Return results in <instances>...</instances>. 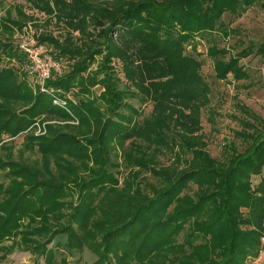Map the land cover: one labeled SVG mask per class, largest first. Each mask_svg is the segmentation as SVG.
I'll return each instance as SVG.
<instances>
[{
    "label": "trees",
    "instance_id": "obj_1",
    "mask_svg": "<svg viewBox=\"0 0 264 264\" xmlns=\"http://www.w3.org/2000/svg\"><path fill=\"white\" fill-rule=\"evenodd\" d=\"M25 1L69 31L64 42L48 36L40 40L49 41L56 59L72 64L66 73L63 67L53 72L42 89L29 70L27 55L0 38V140L4 135L27 134L26 147L36 146L48 161L43 172L40 165L16 161L10 152L7 161L0 158V170L6 171L10 181L7 187L0 184V251L5 255L21 245L44 256L47 264H55L57 254L77 255L86 247L96 256L92 264H248L258 259L264 251V141L240 133L242 140L252 139V144L243 153L235 152L228 166L211 158L200 142L193 145L191 140L196 138L191 137L202 130L201 110L211 102L212 90L202 75V63L186 52L185 43L193 33L216 30L226 12L260 0ZM13 25L19 23L0 19V33H12ZM99 43L101 47L96 46ZM100 52L121 65L133 89L114 86L116 79L110 72L101 96L106 104L112 103L105 118L104 109L88 97L95 78L81 77L87 62ZM217 53L213 50L210 55ZM7 58H16L25 67L28 78L34 79V89L26 74L22 78L18 69L1 66ZM240 61H214L215 78L247 79ZM132 93V98L153 105L149 125L136 119L140 114L134 106L125 104L131 108L130 116L119 111L122 98ZM62 100L68 101L71 113L61 106ZM243 111L248 114L247 109ZM74 117L89 127L90 136L73 125L58 129L48 124V136L31 132L39 121L64 122ZM164 126L189 140L182 148L183 155L191 158L180 170L164 169L156 159L150 166L140 161L156 178L150 193L137 186L118 195L115 204L113 188H106L109 172L90 178L77 172L89 162L109 166L112 141L123 145L144 137L155 142L154 133ZM59 152L78 162L70 166L72 175L63 167L50 166V158ZM252 176L262 177L255 187ZM192 184L199 193L191 197L186 192ZM72 195H77V201L66 200ZM64 220L67 224L62 225ZM10 239L14 244L3 246ZM62 264L68 262L63 259Z\"/></svg>",
    "mask_w": 264,
    "mask_h": 264
},
{
    "label": "rangeland",
    "instance_id": "obj_2",
    "mask_svg": "<svg viewBox=\"0 0 264 264\" xmlns=\"http://www.w3.org/2000/svg\"><path fill=\"white\" fill-rule=\"evenodd\" d=\"M97 1L103 2L105 0ZM0 19L19 23V25H13L12 33H0V38L9 40L19 50L20 54L27 55L24 48L34 45L43 46L45 51L51 54L53 52L48 43L49 41L42 42L40 39L48 36L64 42L69 35V31L63 24H59L53 18L40 13L25 0H0ZM75 36L79 37V34L76 33ZM192 36V39L185 43L186 52L202 63V75L211 86L212 93L211 102L201 110L202 130L195 137H191L196 138L192 139L191 142L193 145L197 141L200 142L205 146L204 150L211 158L226 162L225 166H228L235 152L237 154L243 153L252 144V139L248 142L242 140L240 133L243 136H245L244 134H247V136L251 134L252 137L259 138L258 141H264V2L262 0L256 1L249 7L241 8L237 12H226L218 22L216 30L207 33H193ZM77 43L80 44L79 40ZM96 46L101 47V44L99 43ZM213 50L218 51L215 57L210 55ZM221 51L226 53L220 55ZM243 54L245 57H243ZM232 58L241 60L240 66L244 68L248 78L236 81L233 76H230L225 81H218L215 78V62L228 63ZM61 62L63 63L62 73L68 72L71 69L72 62L67 59ZM87 65L88 68L86 72L82 73L81 77L95 78L96 81L90 87L91 93L88 97L96 102L95 105L104 109L101 115L105 118L108 116L112 103L106 104L101 96L107 90L105 82L110 80L108 78L110 72L116 79V81L113 80L114 86L117 85L120 90L127 87L132 91L133 89L125 80L121 65L111 61L110 58H106L103 53L94 54ZM1 66L18 69V73L22 78L26 74L25 78L28 80V85L34 89L33 77L32 80L28 78L27 70L24 66H20L16 58L12 60L5 59ZM132 95L128 99L122 98L121 103L123 105L118 106V109L121 108L119 111L130 116L132 114L131 108L126 109L125 104L134 106L140 114L136 116V119L140 120L144 126L149 125V122L153 121L151 119L153 105L148 101L132 98L134 93ZM78 97L82 96L78 95ZM70 98L75 100L73 95ZM61 106L66 107L68 112L71 113L68 101L62 100ZM244 109L248 110V114L243 111ZM79 122L80 120L76 117L64 122L39 121L37 126L31 128V132H34L35 136H48V124L58 129L64 125H73L78 127V130L87 132V135L90 136L89 127H83ZM245 122L252 124L253 127L246 129ZM93 126L95 125L92 124V129H95ZM159 132L154 133L155 135L152 137L156 140L155 142L144 137L126 141L123 145L118 141H112L109 145L110 148H108V153H112L111 159H108L111 162L109 166H105L103 163L94 165L93 162H89L87 168H84L81 164L77 172L86 178L99 175L103 170L109 172L111 179H109L106 188H113L114 191L111 197L115 204L118 195L135 190L137 186L142 187L144 193L148 194L150 193V186L153 185L152 183H156V178H153L149 167L145 168L139 164L140 161L146 162L150 166L152 161L156 159V162H159L164 169L180 170L186 167L185 162L191 158L190 154L183 155L184 150L182 147L186 146L189 141L183 133L170 126H164ZM26 135L23 134L17 138L4 135L0 140V158L7 161V154L10 152L12 158L16 161H25L30 167L40 165L44 172L45 167L48 166V161L46 158L41 157L36 146L32 147V150L26 147ZM5 146H8L7 148L10 150H5ZM232 147L236 151L231 150ZM54 156L49 160L51 162L50 166L54 169L58 166L63 167L67 174L72 175L70 172L73 173L74 171L71 170L70 166H77L78 162L74 161L70 154L65 155L63 152H59ZM152 167H156V165H152ZM94 171L96 172L94 173ZM5 174L6 171L0 170V184L5 183L4 185L7 187L10 181ZM261 178V176H252L250 180L254 187L258 185ZM130 186L132 187L130 188ZM25 187L27 188L28 185ZM186 193L191 197L195 196L196 193H199V187L192 184ZM77 199V195H72L66 200L77 201ZM66 210H68V214L71 213V209ZM242 211L245 214L248 212L246 209H242ZM67 221L64 220L61 224L65 225ZM41 238L45 239L46 237ZM96 238H98V235ZM15 240H19V238ZM15 240H7L3 243V246H12ZM50 246L49 248H51ZM63 259L68 264H92L96 260V256L89 247H86L82 253L78 252L77 255H71L68 252L57 254L55 264H62ZM0 264H47V262L44 256L18 245L13 252L8 254L4 255L0 251ZM248 264H264V251L258 259H250Z\"/></svg>",
    "mask_w": 264,
    "mask_h": 264
},
{
    "label": "built area",
    "instance_id": "obj_3",
    "mask_svg": "<svg viewBox=\"0 0 264 264\" xmlns=\"http://www.w3.org/2000/svg\"><path fill=\"white\" fill-rule=\"evenodd\" d=\"M28 67L35 83L45 88L46 82L55 71H60L62 62L45 51L43 46H26Z\"/></svg>",
    "mask_w": 264,
    "mask_h": 264
}]
</instances>
